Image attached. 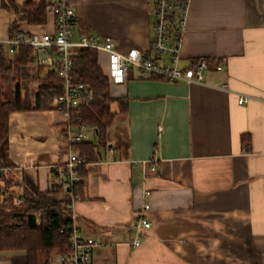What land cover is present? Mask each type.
Instances as JSON below:
<instances>
[{
    "label": "crops",
    "instance_id": "crops-1",
    "mask_svg": "<svg viewBox=\"0 0 264 264\" xmlns=\"http://www.w3.org/2000/svg\"><path fill=\"white\" fill-rule=\"evenodd\" d=\"M3 1L0 45L6 49L17 12ZM65 1L76 9L74 40L111 36L121 53L138 48L157 55L151 43L156 0ZM187 13L180 64L205 59L204 82H173L130 68L126 82L111 83L126 108L108 129L107 147L97 145L94 127L85 128L84 141L97 145L100 157L87 163L79 195L58 184L70 153L80 154L65 132L66 118L54 107L34 109L48 69L35 60L14 64L3 82L5 100L20 85L27 109L10 115L2 162L20 189L47 191L61 202L77 196L75 223L100 243L93 264H264V0H189ZM47 18L21 31L55 33L54 13ZM7 57L13 58L9 50ZM98 59L105 72L107 54ZM145 201L153 226L140 231ZM137 236L139 246L132 244ZM26 259L24 251H0V264Z\"/></svg>",
    "mask_w": 264,
    "mask_h": 264
},
{
    "label": "trees",
    "instance_id": "trees-1",
    "mask_svg": "<svg viewBox=\"0 0 264 264\" xmlns=\"http://www.w3.org/2000/svg\"><path fill=\"white\" fill-rule=\"evenodd\" d=\"M1 5L17 12L16 20L9 27L10 38H13L21 32V26L25 23L46 24L53 3H48L47 0H27L19 6L12 0H6ZM8 50L10 51L9 44L6 49L0 45V146L9 136L10 115L27 109L23 105L20 85L16 83L12 98L5 100L3 82L12 73L14 64L22 66L35 60L33 47L29 45L16 46L12 59L7 57ZM98 58L99 51L89 47L79 48L72 57L71 74L76 82L85 84L92 93V99L81 108L80 113L75 111L71 116L77 124L94 127L98 134L97 145L107 147L108 129L114 122L115 115L124 111L127 103L125 97H114L111 94V82L103 72ZM40 67L43 69L46 66ZM46 68L48 71L45 77H41L37 105L34 107L37 110L52 109L53 99L64 92L56 69ZM116 102L119 104L118 111L112 107ZM97 145L92 141H82L76 144V148L80 151L79 156L89 163L100 157L96 152ZM86 165L79 168L82 177L85 175ZM18 186L0 157V251H24L27 264H50L53 253L65 254L70 248V228L73 223L70 210L66 202L54 201L47 191L32 192ZM82 186L83 180L77 182L73 187L74 193L79 195ZM18 199L23 202L18 203ZM30 212L39 215L40 223L37 226L29 224L27 215ZM16 213H22L23 216Z\"/></svg>",
    "mask_w": 264,
    "mask_h": 264
},
{
    "label": "built area",
    "instance_id": "built-area-1",
    "mask_svg": "<svg viewBox=\"0 0 264 264\" xmlns=\"http://www.w3.org/2000/svg\"><path fill=\"white\" fill-rule=\"evenodd\" d=\"M189 0H156L154 8V22L152 34V50L156 56L144 55L138 48H131L127 52H119L111 36L101 37L93 34L82 36L79 40H74V25L76 22V9L65 0H58L50 6L56 18L55 33L28 35L21 31L15 37L8 40L10 52L13 53L16 46L26 44L33 47L35 61L48 68H55L61 79L64 89L63 94L56 96L52 101V106L66 118L67 126L65 132L72 142L81 143L87 138L85 124H77L71 116L73 112L80 113L81 108L88 105L92 99V93L82 82H76L71 74L73 67L72 57L79 48H95L99 52L107 54V64L105 74L112 84H123L129 76V69L134 68L142 75H157L165 80L188 83H203L205 72L207 71V61L199 59L194 66L183 67L180 64L182 38L186 31L188 17ZM167 56L168 60H163ZM226 86V85H224ZM239 101L246 102V98L241 96ZM161 129V126H159ZM162 130V129H161ZM151 170L155 171L158 158L152 157ZM88 161L81 158L77 153L71 152L64 178L58 184L73 191L77 182L82 180L79 168ZM150 191H146L144 196L149 197ZM74 196L67 201V207L71 210L73 223L70 228L69 250L65 254H60L61 264H93V254L100 243L93 237L85 236L75 223L73 213ZM144 197V198H145ZM22 203V199L17 200ZM150 203L145 201L138 211L137 228L150 229L153 222L149 219L147 212ZM40 222V220H39ZM132 244L140 245V236H137Z\"/></svg>",
    "mask_w": 264,
    "mask_h": 264
},
{
    "label": "water",
    "instance_id": "water-1",
    "mask_svg": "<svg viewBox=\"0 0 264 264\" xmlns=\"http://www.w3.org/2000/svg\"><path fill=\"white\" fill-rule=\"evenodd\" d=\"M16 215L23 216L22 213H16ZM27 219L31 226H37L39 224L36 213L33 212L28 213Z\"/></svg>",
    "mask_w": 264,
    "mask_h": 264
},
{
    "label": "rangeland",
    "instance_id": "rangeland-1",
    "mask_svg": "<svg viewBox=\"0 0 264 264\" xmlns=\"http://www.w3.org/2000/svg\"><path fill=\"white\" fill-rule=\"evenodd\" d=\"M113 107L116 108V105H114ZM38 217H39V215H38ZM58 258H59V255L56 253H53L50 256V261H51L50 264H61V262L58 260Z\"/></svg>",
    "mask_w": 264,
    "mask_h": 264
}]
</instances>
